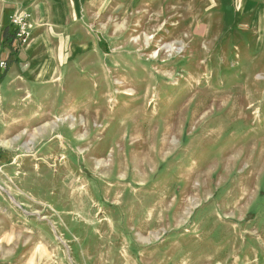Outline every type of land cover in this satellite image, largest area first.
Listing matches in <instances>:
<instances>
[{
	"label": "rangeland",
	"instance_id": "374dc122",
	"mask_svg": "<svg viewBox=\"0 0 264 264\" xmlns=\"http://www.w3.org/2000/svg\"><path fill=\"white\" fill-rule=\"evenodd\" d=\"M59 5L0 80V264H264V0Z\"/></svg>",
	"mask_w": 264,
	"mask_h": 264
},
{
	"label": "crops",
	"instance_id": "0c3cea01",
	"mask_svg": "<svg viewBox=\"0 0 264 264\" xmlns=\"http://www.w3.org/2000/svg\"><path fill=\"white\" fill-rule=\"evenodd\" d=\"M65 0H0V26L3 30L0 32V60L7 62L8 57L14 59V66L11 71L18 70L21 65L23 73L29 75L35 71V66L40 68L36 81L46 79V62L42 60L46 56V50H38L46 46V26L63 25L64 17L60 11L61 2ZM18 10L25 11L29 16L31 28V38L28 45L18 46L12 41L9 35V19ZM8 40H3V33ZM48 54V53H47ZM41 58V59H40ZM23 64H20V63ZM21 68V67H20ZM5 70H0V80L4 79Z\"/></svg>",
	"mask_w": 264,
	"mask_h": 264
},
{
	"label": "built area",
	"instance_id": "2783aa9c",
	"mask_svg": "<svg viewBox=\"0 0 264 264\" xmlns=\"http://www.w3.org/2000/svg\"><path fill=\"white\" fill-rule=\"evenodd\" d=\"M28 15L25 12L16 11L9 19V31L13 42H16L18 46H24L27 44L30 34V24L28 21ZM3 30L0 26V32ZM7 63L5 60H0V70H5Z\"/></svg>",
	"mask_w": 264,
	"mask_h": 264
},
{
	"label": "trees",
	"instance_id": "16d2710c",
	"mask_svg": "<svg viewBox=\"0 0 264 264\" xmlns=\"http://www.w3.org/2000/svg\"><path fill=\"white\" fill-rule=\"evenodd\" d=\"M5 35H6V34H5V32H4V33H3V35H2V36H3V40H4V41L8 40V38H7V37H5ZM8 36H10V33H9V35H8ZM10 37H11V36H10ZM11 38H12V37H11ZM12 41H13V39H12V40H10V41H9V43H10V44H12Z\"/></svg>",
	"mask_w": 264,
	"mask_h": 264
}]
</instances>
